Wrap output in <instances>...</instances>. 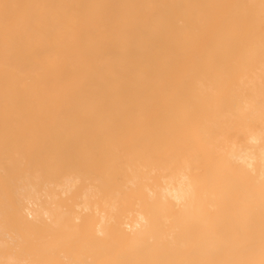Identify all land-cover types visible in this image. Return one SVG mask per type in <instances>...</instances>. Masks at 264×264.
Returning a JSON list of instances; mask_svg holds the SVG:
<instances>
[{"label":"bare ground","instance_id":"obj_1","mask_svg":"<svg viewBox=\"0 0 264 264\" xmlns=\"http://www.w3.org/2000/svg\"><path fill=\"white\" fill-rule=\"evenodd\" d=\"M5 3L21 7L9 10L7 37L0 7V264L258 262L261 0ZM221 100L230 131L217 142L208 118ZM132 139L179 148L187 164L125 172L103 195L71 172L46 183L21 175L31 145L91 151ZM21 190L31 216L53 214V225L20 215Z\"/></svg>","mask_w":264,"mask_h":264},{"label":"snow or ice","instance_id":"obj_2","mask_svg":"<svg viewBox=\"0 0 264 264\" xmlns=\"http://www.w3.org/2000/svg\"><path fill=\"white\" fill-rule=\"evenodd\" d=\"M6 37L10 22L9 10L19 8L20 5L3 4ZM261 8L264 9V0H261ZM193 74L205 71L201 68H192ZM199 103L198 97L193 95L192 104L195 107ZM226 101L221 100L212 110L215 115L208 118V127L211 130V137L217 142L227 138L230 131L227 124V117L221 112L226 106ZM227 165L228 161H222ZM187 161L181 156L179 148L168 144L139 142L132 139L129 144H116L110 149L105 150H77L65 149L58 152L45 151L40 144L29 146L25 152L21 175L27 178L26 182L36 180L47 182L49 178L57 177L63 173L71 172L75 174L79 183L89 188H94L98 194L103 195L106 188L118 179L123 173L140 170L145 173L150 168L156 167L161 171L176 168H185ZM187 171L191 172L188 168ZM189 192H195L194 180L189 181ZM15 196V190H13ZM31 197L27 191L21 190L18 197L14 200V206L21 216H27L37 227L53 225L55 216L46 213V220L40 221L31 216L27 206L30 204ZM261 210L264 212V197H262ZM79 223V221H78ZM55 226H59L56 221ZM204 264H229V262L208 261ZM246 264H264V248L261 251V259L249 261Z\"/></svg>","mask_w":264,"mask_h":264}]
</instances>
